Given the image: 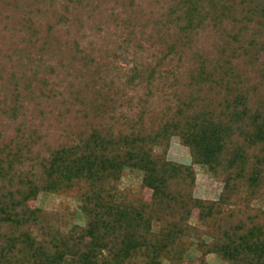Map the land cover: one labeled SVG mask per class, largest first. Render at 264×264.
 Returning a JSON list of instances; mask_svg holds the SVG:
<instances>
[{
    "label": "trees",
    "instance_id": "1",
    "mask_svg": "<svg viewBox=\"0 0 264 264\" xmlns=\"http://www.w3.org/2000/svg\"><path fill=\"white\" fill-rule=\"evenodd\" d=\"M196 165L229 170L218 199ZM210 253L264 264V0H0V264Z\"/></svg>",
    "mask_w": 264,
    "mask_h": 264
},
{
    "label": "rangeland",
    "instance_id": "2",
    "mask_svg": "<svg viewBox=\"0 0 264 264\" xmlns=\"http://www.w3.org/2000/svg\"><path fill=\"white\" fill-rule=\"evenodd\" d=\"M106 19V18H105ZM107 20V19H106ZM159 153V150L157 151ZM168 158L182 163L191 161V154L187 147L182 145L180 138L174 136L171 139V146L168 150ZM197 173L196 187L194 194L197 197L218 199L223 189L224 183L228 176L229 170L223 167L202 165L195 166ZM121 189L137 190L139 187L138 174L133 170H127L119 184ZM146 200H151L152 191L148 188H141ZM32 207H45L48 209L58 210L61 213L69 214L74 212L78 207V201L70 195L50 194L46 197L42 196L37 201H30ZM198 210H194L192 214V222L197 223ZM198 252L195 250L189 258H193ZM206 260L210 264H228L215 253H210L206 256ZM191 263L192 261H188ZM200 264H205L200 262Z\"/></svg>",
    "mask_w": 264,
    "mask_h": 264
}]
</instances>
